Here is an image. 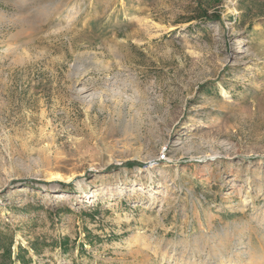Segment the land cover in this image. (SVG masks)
Wrapping results in <instances>:
<instances>
[{
	"label": "rangeland",
	"instance_id": "obj_1",
	"mask_svg": "<svg viewBox=\"0 0 264 264\" xmlns=\"http://www.w3.org/2000/svg\"><path fill=\"white\" fill-rule=\"evenodd\" d=\"M264 264V0H0V255Z\"/></svg>",
	"mask_w": 264,
	"mask_h": 264
},
{
	"label": "trees",
	"instance_id": "obj_2",
	"mask_svg": "<svg viewBox=\"0 0 264 264\" xmlns=\"http://www.w3.org/2000/svg\"><path fill=\"white\" fill-rule=\"evenodd\" d=\"M2 254L0 255V264H13V261L10 259V250L9 248H2ZM27 254V250L22 248L21 246H17V253L14 261L19 264H29L30 259H25V255Z\"/></svg>",
	"mask_w": 264,
	"mask_h": 264
}]
</instances>
